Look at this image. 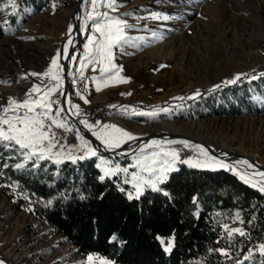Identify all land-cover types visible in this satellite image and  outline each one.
<instances>
[{
	"label": "rangeland",
	"instance_id": "1",
	"mask_svg": "<svg viewBox=\"0 0 264 264\" xmlns=\"http://www.w3.org/2000/svg\"><path fill=\"white\" fill-rule=\"evenodd\" d=\"M5 3L7 0H1L0 21L5 35L0 39V81L3 82L0 83V104H4L8 97L22 98L34 85L41 84V79L43 84L51 86L48 78H38L31 73L47 71L57 52L60 53L61 76V61L72 44L68 41H73L74 29L72 15L63 18L62 14H72L76 6L55 9L46 4L41 11L30 6L13 13L11 7H4ZM116 4L115 10L101 5L96 11L107 12L109 17L131 25L124 30L127 42L113 48V63L122 68L120 76L127 82L109 81L104 87L100 65L88 62L86 45L90 38H98L99 34L94 33L93 22L87 19V12L91 9L83 5L82 31L85 39L72 65L67 105L74 116L93 125L90 129L82 124L96 138L94 133H99L104 125H115L131 133L134 139L123 142L118 148H108L97 138L108 151L122 150L117 156L102 155L79 134L76 124L66 119L62 112L60 118L70 130L54 128L59 144L49 159L61 163L73 161V158L77 160L81 156L96 158V166L101 170L103 179L117 176L129 186L127 194L131 195L130 199L140 198L148 189L154 190L144 183L150 178L149 172L141 171L142 162L150 163L145 157L160 150L155 146L144 148L153 140L163 142L165 149H177L180 157L173 166L175 170L166 172V179L157 183L159 190L169 175L178 170L179 164H182L180 161L189 160L182 157L183 153H189L193 162L205 159L195 148L197 142L248 155L264 165V75H261L264 73V0H116ZM12 16L16 17L15 24L10 22ZM165 16L169 19H163ZM87 71L90 80L84 83V94L75 100L76 80L84 77ZM241 73L248 76H241L235 84H222ZM252 76L256 78L252 79ZM97 83H101L99 91L96 90ZM248 83L260 86L250 91L254 94L253 102L262 113L247 110L242 115H225L218 110L213 102L217 94L224 89L243 88L241 85ZM218 84L222 86L214 88ZM197 90L200 91L199 96L181 104L193 97ZM52 99L57 101L52 106L54 113L60 106L59 93ZM73 105L79 106V115H76ZM149 107L156 108L150 110ZM164 108L168 111L149 115ZM156 131L165 134L177 131L193 141L152 139L135 146L137 138ZM85 141L87 147L83 146ZM167 141H188L190 146L186 148L183 144H168ZM60 145H63L62 151L59 150ZM88 147L96 151L95 156L85 155ZM57 152L59 154H55ZM242 161L248 160L235 159L233 164L223 161L234 168L225 170L239 177L248 174L253 182L259 180V176H251L258 172L256 168H249L240 163ZM125 168L127 173L122 171ZM105 170L114 174L105 175ZM133 174L142 187L138 196ZM235 217L227 224L230 228L240 225ZM1 257L10 258L14 264H87L88 256L78 255L77 249L62 234L29 212L16 208L0 187Z\"/></svg>",
	"mask_w": 264,
	"mask_h": 264
},
{
	"label": "trees",
	"instance_id": "2",
	"mask_svg": "<svg viewBox=\"0 0 264 264\" xmlns=\"http://www.w3.org/2000/svg\"><path fill=\"white\" fill-rule=\"evenodd\" d=\"M79 1L15 0V11L30 6L41 11L46 4L58 9ZM10 22L15 24L16 17ZM4 35L0 21V39ZM258 85L224 89L213 102L225 115L262 113L250 91ZM18 163L25 164L20 152L0 147L2 191L16 208L62 234L78 255H97L115 264H236L251 249L254 255L244 264L264 262L256 250L264 243V193L229 170L179 164L159 191L148 189L130 199L129 186L117 176L101 179L96 158L61 163L33 158L20 169ZM237 213L243 221L238 228L246 235L233 234L229 240L222 225ZM173 236L172 250L166 252L157 237L167 242ZM216 249L227 250L231 259Z\"/></svg>",
	"mask_w": 264,
	"mask_h": 264
},
{
	"label": "snow or ice",
	"instance_id": "3",
	"mask_svg": "<svg viewBox=\"0 0 264 264\" xmlns=\"http://www.w3.org/2000/svg\"><path fill=\"white\" fill-rule=\"evenodd\" d=\"M85 6L91 9L87 12V19L93 22V31L98 33L99 37L93 36L89 40V44L86 45L88 48V62L89 63H98L100 65L99 71L101 74V79L103 86L107 87L109 81L117 82H127L124 77L120 76L122 68H117L113 63V48L122 46L127 42V39L124 34V30L131 25H127L125 21L118 18L109 17L107 12H98L96 9L101 5L108 9L115 10L117 7L116 0H83ZM5 8L11 7L13 13L15 12L16 3L15 0H7V3L4 4ZM55 8V4H53ZM95 12V15H93ZM160 18V17H154ZM163 19L167 20L169 17L165 16ZM71 32V26L69 28ZM160 39L161 37H156ZM69 44L72 43L71 39L68 41ZM60 53L57 52V56L54 57L51 61V66L44 73H31L32 76H37L38 78H48L51 86L43 84V79H41V84L34 85L22 98H13L8 97L4 104H0V147L15 149L17 152H20L23 157L25 164L36 158L37 160L49 159L53 154V149L57 148L59 141L56 137L55 129H65L67 128L63 119H61V113L64 111L63 108L57 107L53 113V104H56L57 101L52 99V96L59 93L64 95L61 89V77L60 71L61 66L58 63ZM161 67H165L161 65ZM261 75H264L262 73ZM241 76H248L247 73L237 74L233 79L225 80L222 82L223 85L235 84L241 79ZM106 77V78H105ZM255 79V76L251 77ZM95 79V78H94ZM55 83H51V82ZM0 83H3L0 81ZM43 86V87H42ZM222 85H215L214 88H220ZM96 90H101V83H97ZM79 94V93H78ZM131 93H122V95H130ZM200 91L197 90L193 97L199 96ZM83 99V97H82ZM180 99H183L182 97ZM87 103V100H85ZM76 110V115H79V106H72ZM115 107V106H113ZM124 109H127V106H124ZM157 111L167 112L168 109H158L154 110L149 115L155 116ZM144 114V113H139ZM81 124H84L88 128H92L93 125L88 124L86 119H81L79 121ZM99 122H97V125ZM111 129V131H109ZM97 135V138L102 141V143L108 148H118L123 142L127 140L134 139L131 133L125 131L124 129L118 128L115 125H104L99 133H94ZM81 139H83L81 137ZM168 144H183L186 148L189 147L188 141H167ZM85 147H87V142H84ZM157 147L160 150L152 152L149 157H145L146 160H150V163H141V171H147L150 174V178L145 180L144 183L149 185L154 190H159L157 188V183L163 182L166 179L165 173L168 171L175 170L174 164L180 159L179 151L175 148L165 149L163 147V142L153 140L150 144L144 145V148ZM144 148L141 149V152L144 151ZM195 148L199 153L205 157L203 161L192 160H182L180 162L188 164L192 167H205L210 164H214L218 167L233 169L232 165L224 163L222 160H218L216 157L209 155L208 150L203 148L201 145H196ZM60 151L63 150V145H60ZM59 154V152L55 153ZM91 154L92 156L96 155V151L88 147V151L85 155ZM84 156L79 157V159H84ZM75 162V158H73ZM59 163V161H57ZM249 168L254 167L252 164H249L248 161H242ZM25 164H16L17 169L23 168ZM158 166V167H157ZM3 167H8V165H3ZM122 171L127 173L128 169L125 168ZM159 172V175L155 173ZM114 174L110 170H105V175ZM154 176V179L152 178ZM251 176H259L260 179L253 182L249 179L248 174H242L241 179L246 183H251L253 187H258L259 191L264 192V172H254ZM104 177H101L103 179ZM132 179L137 181L136 193L137 196L141 193L142 187L140 182L135 174H133ZM15 191V187H13ZM27 199V196L24 197ZM129 198H132L131 195ZM195 203V198H193ZM31 211V209H28ZM235 220H239L240 223H243L240 220L239 213L236 214ZM235 222V221H234ZM225 233L229 240L233 238V234H239L240 236H245L246 233L241 228H230L229 225H222ZM113 240L116 239L115 236L112 237ZM161 245L164 246L166 252H171L175 237H170L167 242L161 238L157 237ZM262 256H264V243L257 246L256 249ZM221 253V255L231 259L230 253L225 249H216ZM254 253L250 249L243 257L242 260H237L236 264H244V261L251 260ZM112 264L111 261L103 259L100 257H94L89 255L87 257V264ZM0 264H4L3 260H0ZM264 264V262H262Z\"/></svg>",
	"mask_w": 264,
	"mask_h": 264
},
{
	"label": "water",
	"instance_id": "4",
	"mask_svg": "<svg viewBox=\"0 0 264 264\" xmlns=\"http://www.w3.org/2000/svg\"><path fill=\"white\" fill-rule=\"evenodd\" d=\"M83 5H84L83 0H80L78 2V4H76V6H75V9H74L75 12L73 14V27H74V29H73V41L69 47V50H68L66 57L63 58V60L61 61V65L63 66V71H62L60 77H61V79H63L62 91H63L64 95L59 94L60 106H58V107H61L64 109L63 114L65 115L66 119H68L71 122L76 124L79 134L81 136H83L84 138H86L87 140H89L93 144L96 151H98L100 154L106 155V156H117L119 152H122V150L121 149L117 150V151L106 150L103 147V145L98 141V139L92 133H90L86 129H84L82 124L79 122L80 118L74 116L69 111V108L67 105V98H68L69 92H70V78H69L70 67H71L72 62L74 61L76 53H78L80 51L81 45L85 39L84 33L82 31V9H83ZM191 101H192L191 99H188L186 102L181 103V104H187ZM157 107H161V106H157ZM154 108H156V107H149L148 109L152 110ZM164 119H168V118H164ZM157 123L158 122H155V124H157ZM152 139H161V140L182 139V140H184L185 137L180 136V135H175V134H156V135L150 134V135L145 136V137L137 138L135 140V143H136L135 146H140L142 144H145ZM196 144L201 145L203 148L208 150L209 154H211L212 156H214L220 160L226 161L229 164H233V161L235 159L248 160L256 168V170L258 172H264V165L258 163L256 160L252 159L248 155L239 154L236 152L224 151V150L217 148L216 146H213V145H210L207 143H203V142H197ZM224 233H225V231H224ZM0 260H3L4 263H6V264H13V262L10 260V258H7V257H1Z\"/></svg>",
	"mask_w": 264,
	"mask_h": 264
},
{
	"label": "bare ground",
	"instance_id": "5",
	"mask_svg": "<svg viewBox=\"0 0 264 264\" xmlns=\"http://www.w3.org/2000/svg\"><path fill=\"white\" fill-rule=\"evenodd\" d=\"M74 12H75V11H74ZM74 12H73L72 14H71L70 12L65 13V14H62V17H63V18H69V16L72 15L71 17H72V19H73V14H74ZM73 63H74V61L72 62L71 67H70L69 78H70V76H71V69H72V65H73ZM81 73H82V72H81ZM76 81H77V84H76V86L74 87V94L76 95V98H77V99H80L81 96L84 94V91H85L84 83L86 82V79H85L84 77H81V78H78ZM61 82L63 83V79H62ZM78 93H79V94H78ZM121 124H122V122H121ZM173 132H175V133L170 132V133H168V134L180 135V136L185 137L184 140L193 141V140H191L190 137L187 136L186 134H180L179 132L177 133V131H173ZM153 134L156 135V134H165V133H162V132H158V131H156V132H153ZM13 264H14V263H13Z\"/></svg>",
	"mask_w": 264,
	"mask_h": 264
},
{
	"label": "built area",
	"instance_id": "6",
	"mask_svg": "<svg viewBox=\"0 0 264 264\" xmlns=\"http://www.w3.org/2000/svg\"><path fill=\"white\" fill-rule=\"evenodd\" d=\"M89 71H91V70H89ZM89 71H87V72L85 73V75H84V78H85L87 81L90 80V79H88V72H89ZM74 99L77 100V98H75V95H74ZM182 157H183V158H189V159L192 158V156H191L189 153H187V152H186V153H183V154H182Z\"/></svg>",
	"mask_w": 264,
	"mask_h": 264
},
{
	"label": "crops",
	"instance_id": "7",
	"mask_svg": "<svg viewBox=\"0 0 264 264\" xmlns=\"http://www.w3.org/2000/svg\"><path fill=\"white\" fill-rule=\"evenodd\" d=\"M124 156V155H123ZM203 169H206V170H220V169H226V168H222V167H217L216 165L214 164H210L209 166H205V168Z\"/></svg>",
	"mask_w": 264,
	"mask_h": 264
}]
</instances>
